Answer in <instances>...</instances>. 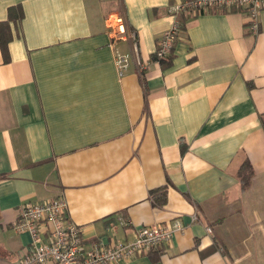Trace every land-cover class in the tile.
Instances as JSON below:
<instances>
[{"label": "crops", "instance_id": "0c3cea01", "mask_svg": "<svg viewBox=\"0 0 264 264\" xmlns=\"http://www.w3.org/2000/svg\"><path fill=\"white\" fill-rule=\"evenodd\" d=\"M184 1L0 0L11 34L0 48V264L27 252L19 208L59 196L87 246L180 222L130 264H264V10L256 34L243 9L181 14L157 61L170 7ZM113 12L137 32V51L112 43ZM117 52L131 60L122 76Z\"/></svg>", "mask_w": 264, "mask_h": 264}, {"label": "built area", "instance_id": "2783aa9c", "mask_svg": "<svg viewBox=\"0 0 264 264\" xmlns=\"http://www.w3.org/2000/svg\"><path fill=\"white\" fill-rule=\"evenodd\" d=\"M222 8L245 10L249 15V30L255 34L259 32L264 0H185L170 7V12L176 18L159 40L156 60L160 61L171 54L180 31L179 15H198ZM105 22L113 44L131 40L134 51H137V32L129 29L123 15L110 13ZM130 62L128 54L116 53L115 63L120 76L125 74ZM128 223L123 216L118 218V224L125 226ZM181 227L179 221L173 226L163 223L140 226L133 241L87 246L81 227L70 220L68 203L62 196L22 205L14 224L18 232H28L30 235L27 252L20 257L19 264H130L135 257L168 241ZM207 230L213 233L212 227L208 226Z\"/></svg>", "mask_w": 264, "mask_h": 264}, {"label": "trees", "instance_id": "16d2710c", "mask_svg": "<svg viewBox=\"0 0 264 264\" xmlns=\"http://www.w3.org/2000/svg\"><path fill=\"white\" fill-rule=\"evenodd\" d=\"M9 17L12 20L19 21L22 18V10L18 6H12L9 8ZM184 18L179 15V21L180 25L183 22ZM0 48L3 51V53L6 55L7 54V46H8V41L11 38L10 34V27L8 22H0ZM164 60V59H162ZM160 60V61H162ZM263 127H264V114L260 116ZM238 176L241 178L243 186L246 188L249 186L251 178L253 176V170L248 161H246L240 170L238 171ZM153 197L156 199V202L158 204H163L166 201L167 198V189L162 187L159 189H155L152 191Z\"/></svg>", "mask_w": 264, "mask_h": 264}]
</instances>
